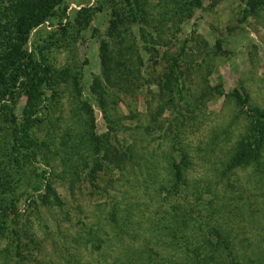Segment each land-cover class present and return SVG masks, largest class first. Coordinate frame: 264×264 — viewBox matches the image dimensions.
<instances>
[{
    "label": "rangeland",
    "instance_id": "rangeland-1",
    "mask_svg": "<svg viewBox=\"0 0 264 264\" xmlns=\"http://www.w3.org/2000/svg\"><path fill=\"white\" fill-rule=\"evenodd\" d=\"M100 1L65 0L61 22L53 17L30 35L29 44L45 45L54 89L42 106L37 168L18 167L11 113L0 115V190L19 192L44 169L62 203L24 196L0 236V264H195L204 256L264 264V144L258 168L227 167L246 140L248 105L264 110V4L243 18L241 0H138L147 23L126 22L108 35L109 2L84 28H60L79 6ZM101 39L109 42L106 74ZM172 67L179 81L168 90L161 84ZM235 87L248 94L244 109ZM22 103L20 95L15 111ZM92 133L103 139L99 157L107 155L93 183ZM181 156L178 179L171 164ZM112 205L119 227L109 219ZM215 228L222 253L209 240Z\"/></svg>",
    "mask_w": 264,
    "mask_h": 264
},
{
    "label": "trees",
    "instance_id": "trees-1",
    "mask_svg": "<svg viewBox=\"0 0 264 264\" xmlns=\"http://www.w3.org/2000/svg\"><path fill=\"white\" fill-rule=\"evenodd\" d=\"M125 1L127 9L122 7L119 0H101L94 5H81L75 10L73 17L61 24L60 28L65 30L67 25L72 22L79 28H84L89 24L93 13L104 9L109 2L111 3V10L108 19V35L119 34L120 26L126 22L130 25L135 22L146 24L145 13L143 9L138 8L141 7L138 0ZM195 1L199 2L200 0ZM241 1L246 5L243 18L247 16L251 8L256 9L264 4V0ZM66 8L65 0H0V115L8 110L11 113L9 117L11 125L10 150L15 154V162L21 169L25 164H31L37 168L39 161L36 156L42 143L37 135V130L46 117V112L42 106L47 96L46 90L51 89L53 91L54 89L52 86L54 72L52 66L47 62L44 52L45 45L40 41L29 44L30 35L35 27L46 21H51L53 17H58L57 19L60 21ZM108 48L109 42L101 39L99 49L104 74L109 68L108 62L111 59ZM172 64H176V59L172 61ZM174 72L172 67L166 74L161 86L172 90L174 84L179 81ZM20 95L23 96V103L17 112L13 107ZM231 95L241 109H244V105H248V94L243 90L235 87ZM83 104V107L87 106L86 102ZM247 113L250 127L246 140L234 150L228 162V168L247 162H254L258 168L260 163L259 158L264 144V110L248 105ZM91 138L96 155L93 157V165L88 170V177L93 183L96 179V170L102 167L103 159L107 155L104 153V157H99L100 146L103 144L101 135L92 133ZM182 161L183 156L178 161L172 160L171 164V171L178 179L181 178ZM44 171V169L34 171L33 176L26 179V190L22 189L16 192V187L0 190V236L5 233L10 224L16 223V218L20 215L18 202L20 203L24 196H26L24 201L27 200V197H31V202H35L38 198L43 204L51 200L57 204L62 203L59 192ZM6 191L10 192V196ZM109 216L110 221L119 227L118 215L114 205H112ZM11 230L16 241L15 254L23 257L21 251L23 242L19 229L13 227ZM211 233L215 234L209 238L211 245H214V249L222 253L224 248L220 240L216 239L221 237V231L215 228ZM89 239L92 240V237ZM223 246H227V243H224ZM228 252L231 250L226 251L227 259L233 262L234 258ZM195 254L200 255L199 249H195ZM208 257H201L202 262L196 260L195 264H211Z\"/></svg>",
    "mask_w": 264,
    "mask_h": 264
}]
</instances>
